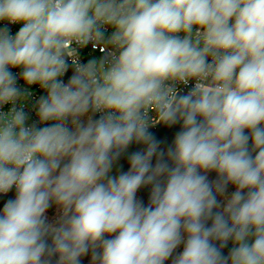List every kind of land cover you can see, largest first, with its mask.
Listing matches in <instances>:
<instances>
[{
    "label": "clouds",
    "instance_id": "1",
    "mask_svg": "<svg viewBox=\"0 0 264 264\" xmlns=\"http://www.w3.org/2000/svg\"><path fill=\"white\" fill-rule=\"evenodd\" d=\"M0 24V264H264V0H0ZM178 122L169 166L148 129Z\"/></svg>",
    "mask_w": 264,
    "mask_h": 264
},
{
    "label": "water",
    "instance_id": "2",
    "mask_svg": "<svg viewBox=\"0 0 264 264\" xmlns=\"http://www.w3.org/2000/svg\"><path fill=\"white\" fill-rule=\"evenodd\" d=\"M68 63L70 66H69L67 74L63 78L65 80V82H67L68 78L72 75L73 70H74L73 67L71 66L70 61H68ZM193 83L194 82H190L189 85L182 86L179 94H187V92L192 87ZM93 119H98L97 113L93 114ZM181 124H182V122H178L177 124H175L173 126H168V125H164L162 123H158L155 125H151L148 129L149 132L159 142L158 151L164 153L163 160L165 162H167L169 164V166H172V164H171V161L168 160L167 150L170 146L173 145L175 134L181 130ZM68 127L71 128L70 121L68 122ZM145 147H146L145 145L139 144V143H136L135 141H133L128 146V148L126 150H124L120 154V156L113 162L112 169L108 175L110 177L111 176H119L121 173L127 172L129 170V167H130V165H129L130 155L134 152L143 151L145 149ZM249 147H251V141L249 142ZM253 155H254V153H253ZM156 162H157V157L154 156L153 160H152L153 166H155ZM209 173L214 179H216V180L218 179L216 172L212 171ZM160 179H161V182H163L165 178L161 177ZM151 187H152L151 185H146V186H142L138 190V193L140 195V202H142V204L144 206H147L148 203L150 202ZM227 187H234V186L229 184ZM14 198H15V189L14 188L7 195L0 194V210H2L4 203L8 199H14ZM213 211L216 212L218 210L214 209ZM207 225L208 226L211 225V220H209L207 222ZM46 241H47L49 247H51L52 245H51L48 237H46ZM214 243L216 244L217 247H220L219 241H214ZM232 247H233L232 241L229 240L227 242L226 246L221 249L222 255L227 257ZM48 259L50 260V264H58V261H57V258L55 255L48 257Z\"/></svg>",
    "mask_w": 264,
    "mask_h": 264
},
{
    "label": "built area",
    "instance_id": "3",
    "mask_svg": "<svg viewBox=\"0 0 264 264\" xmlns=\"http://www.w3.org/2000/svg\"><path fill=\"white\" fill-rule=\"evenodd\" d=\"M3 26H4L3 24H0V27H3ZM8 27L11 29L12 34H14L15 31L18 30L20 25H9ZM81 51H85L87 54H89V52H91L92 54H95L97 52L100 56L104 55V53L101 49H93L91 45H89L88 47H86L84 49H81L80 52ZM80 52H79V57H80ZM80 62L83 63L81 57H80ZM70 63H71V61H70ZM12 71L15 75L18 76V70H12ZM17 85H18V87H21V88L24 87L23 82L19 78L17 80ZM181 87L182 86H180V89H181ZM32 92H33V94L30 97H28L26 102L24 103V110L27 113L28 118H29L28 124L29 125L36 124L37 126H40L39 122H38L37 115H36L35 105H36L38 99L40 98V96L45 95V93L38 86H33ZM8 107H10V106H5V110H7ZM97 115L99 118L100 114L97 113ZM149 115H150V118H152L155 116V113H150Z\"/></svg>",
    "mask_w": 264,
    "mask_h": 264
},
{
    "label": "flooded vegetation",
    "instance_id": "4",
    "mask_svg": "<svg viewBox=\"0 0 264 264\" xmlns=\"http://www.w3.org/2000/svg\"><path fill=\"white\" fill-rule=\"evenodd\" d=\"M207 177H208V181L210 183L216 181V179H214L210 173H207ZM235 190L234 187H227L226 189V192H225V195H229ZM137 200L140 201V195L139 193L137 192V196H136ZM217 200L218 202H220L221 204H223V199L221 196L217 195ZM54 205L51 207L53 208ZM218 211L220 209H217ZM58 217H59V213H57V215L55 216H50L48 219H47V222L49 223H55L57 220H58ZM105 238H111V237H105ZM48 239L52 245V239H51V236H48ZM183 250V244H181L174 252H173V255L172 257L169 258L168 261L165 262V264H172V260L180 253L182 252ZM97 252L100 251V249H96ZM92 250L90 249L89 252L86 254V255H83L79 258V264H92V261H91V257H92ZM56 256V255H55ZM57 258V261H58V256H56Z\"/></svg>",
    "mask_w": 264,
    "mask_h": 264
},
{
    "label": "rangeland",
    "instance_id": "5",
    "mask_svg": "<svg viewBox=\"0 0 264 264\" xmlns=\"http://www.w3.org/2000/svg\"><path fill=\"white\" fill-rule=\"evenodd\" d=\"M80 57H81L83 63H86L89 59L94 58V57H100V55H99L97 52H96L95 54H92L91 52H89V54H87L85 51H81V52H80ZM57 213H58V210H57V208H56L55 205H54L53 208H50V209L48 210V212H47V219H48L50 216H55V215H57Z\"/></svg>",
    "mask_w": 264,
    "mask_h": 264
}]
</instances>
